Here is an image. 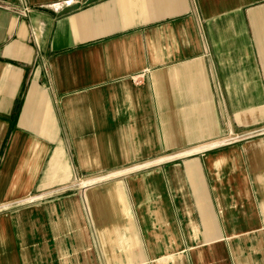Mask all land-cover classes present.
<instances>
[{
	"label": "crops",
	"instance_id": "1",
	"mask_svg": "<svg viewBox=\"0 0 264 264\" xmlns=\"http://www.w3.org/2000/svg\"><path fill=\"white\" fill-rule=\"evenodd\" d=\"M0 264H264V0H0Z\"/></svg>",
	"mask_w": 264,
	"mask_h": 264
}]
</instances>
